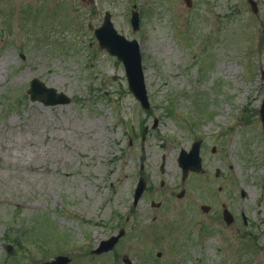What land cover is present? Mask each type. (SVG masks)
<instances>
[{"label":"rangeland","instance_id":"1","mask_svg":"<svg viewBox=\"0 0 264 264\" xmlns=\"http://www.w3.org/2000/svg\"><path fill=\"white\" fill-rule=\"evenodd\" d=\"M135 1L141 13L137 32L130 24L132 0H100L93 16L68 0L0 2V264L23 258L19 241L25 253L35 252L36 242L24 234L41 226L50 252L69 254L72 264H123L114 252H89L111 235L117 215L124 217L140 174L153 188L178 175L179 153L190 149L200 126L193 128L198 123L191 119L202 113L211 120L205 132L212 121L216 126L208 129L212 142L226 128V148L218 156L222 174L217 177L219 166H210L203 152L205 171L191 177L189 186L207 183L205 199L213 206L237 201L246 217L243 230L235 232L212 215L204 240L191 236L187 242L173 233L163 242L147 206L141 233L131 227L122 251L135 264L145 260L143 251L160 264H264V133L255 110L264 96V0H256L257 14L247 0H193L191 7L184 0ZM103 8L119 33L141 44L149 111L128 91L122 64L99 48L88 28L102 23ZM33 78L68 94L71 102L47 107L31 101ZM200 99L207 100V109ZM251 104L256 113L246 117ZM142 124L148 126L145 138ZM170 189L149 190L146 202L177 201ZM192 244L202 246L194 250Z\"/></svg>","mask_w":264,"mask_h":264},{"label":"water","instance_id":"2","mask_svg":"<svg viewBox=\"0 0 264 264\" xmlns=\"http://www.w3.org/2000/svg\"><path fill=\"white\" fill-rule=\"evenodd\" d=\"M249 1L253 10L257 11L256 3L253 0ZM186 2L190 5V0H186ZM132 23L135 30L139 28L137 14H134ZM96 37L102 48L106 49L112 56H116L124 63L130 90L134 93L136 98L141 101L144 108H149L150 104L145 86V76L142 68L139 43L136 40H126L125 37L119 35L111 23V17L109 14L106 15L103 25L96 30ZM29 93L31 94V100H39L46 105L69 102V98L66 95L63 93L57 94L54 89L46 88L38 79L31 82ZM261 119L264 126V103L261 109ZM187 162L188 164L181 159V165L185 167V171L188 169L199 171L201 169V160L198 156V148L196 146H194L193 152ZM143 188L144 183L141 181L138 193H140ZM118 238L119 237H113L107 242H102L101 247L97 252L109 249L115 244ZM67 261V258L59 257L48 264H66Z\"/></svg>","mask_w":264,"mask_h":264},{"label":"flooded vegetation","instance_id":"3","mask_svg":"<svg viewBox=\"0 0 264 264\" xmlns=\"http://www.w3.org/2000/svg\"><path fill=\"white\" fill-rule=\"evenodd\" d=\"M79 4L82 5L83 7L80 8V6L76 4L75 8H78V9L87 8L88 10H91V11H95L99 9V0H80ZM221 117L222 115H219L217 118L221 119ZM215 127L210 125L208 129H214ZM225 129L226 128L219 130L216 133V136L218 138L216 142H212L210 140L209 133L206 132L203 146L210 149L213 154L217 153L219 154V156H221L220 152H222L223 143H224L222 142V136H223V132ZM218 161L219 163L221 162L220 158H218ZM174 182H175L174 186L177 188L180 187L181 188L180 190L184 189L185 195H186L187 190L185 189V187H186L187 180L183 181L180 179V180H174ZM203 204L209 205V203L207 202L198 203L197 201H191V199H189V201L186 202V206L190 209V213L186 218V224H187V227L191 229L193 236L200 237V236H205L206 234H208V232L211 230L210 226L212 224V217H210L209 215L214 214L213 219L220 222V216L222 215L221 209H223V207L227 205V203L223 201L220 204L217 202L214 205V207L212 206L209 208L210 209L209 212L205 213V212H202L201 210L202 209L201 207ZM232 205H234V203H232ZM233 223H234L233 224L234 230L238 232L240 230L239 219L235 217V221Z\"/></svg>","mask_w":264,"mask_h":264}]
</instances>
